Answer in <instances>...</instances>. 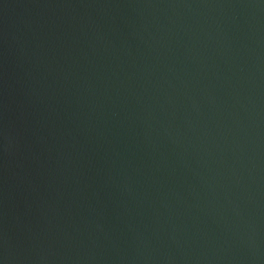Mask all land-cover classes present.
<instances>
[{
    "label": "water",
    "instance_id": "95a60500",
    "mask_svg": "<svg viewBox=\"0 0 264 264\" xmlns=\"http://www.w3.org/2000/svg\"><path fill=\"white\" fill-rule=\"evenodd\" d=\"M0 264H264V0H0Z\"/></svg>",
    "mask_w": 264,
    "mask_h": 264
}]
</instances>
